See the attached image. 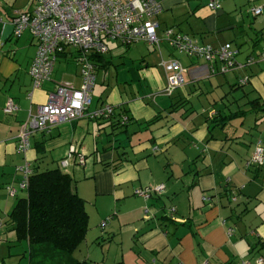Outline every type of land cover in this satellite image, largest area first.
<instances>
[{"label": "crops", "instance_id": "0c3cea01", "mask_svg": "<svg viewBox=\"0 0 264 264\" xmlns=\"http://www.w3.org/2000/svg\"><path fill=\"white\" fill-rule=\"evenodd\" d=\"M20 1L0 0V264H28L26 241L13 243L7 223L19 194L25 193L18 188L16 170L24 164L31 171L60 167L74 180L88 214L85 238L74 251L79 256L73 253L79 261L256 264L255 258H264V165L249 163L256 143L264 147V62L210 73L204 59L178 54L162 39L163 31L173 28L197 44L229 43L242 63L264 51V0H221L217 11L208 9L206 0H156L161 6L156 33L167 59L144 41L130 46L107 42V53L94 60L89 110L109 104L112 115L35 132L24 152L17 150L22 122L47 101L56 83L79 86L80 73L65 69L59 76L62 71L54 65L50 79L33 86L31 36L25 31L1 40L4 24L26 8ZM252 7L262 13L254 15ZM74 56L69 48L60 59L69 63ZM171 59L184 68V83L168 96L159 62ZM112 65L114 74L107 79L102 74L96 82L100 70ZM243 76L248 81L239 85ZM8 98L18 107L14 114L2 110ZM254 99L258 104L252 106ZM240 111L239 117L225 120ZM124 116L127 122L120 125ZM64 158L67 165L61 167ZM155 184H164L161 194H136Z\"/></svg>", "mask_w": 264, "mask_h": 264}, {"label": "built area", "instance_id": "2783aa9c", "mask_svg": "<svg viewBox=\"0 0 264 264\" xmlns=\"http://www.w3.org/2000/svg\"><path fill=\"white\" fill-rule=\"evenodd\" d=\"M206 7L217 11L221 0H206ZM161 6L156 0H29L26 8L17 12L9 21L13 26L12 37H19L27 32L35 44V54L28 66V75L34 87L50 79L56 61L66 55L67 49L75 50L72 58L79 67L80 84L74 86L69 81L56 83L54 90L47 96V101L38 106L35 114L29 113L20 125L17 134V150L24 152L29 146V139L35 132L48 131L52 127L82 117L89 119L106 118L112 115L113 107L105 104L89 110L91 93L95 84L96 64L90 56L104 55L108 51L107 42L117 41L123 46L144 41L160 50V38L156 33L157 15ZM254 15L262 13L260 7H252ZM162 39L176 53L196 56L204 59L210 73H228L237 68L255 62H264V51L256 56L249 55L242 63L237 62V50L229 43L219 46L197 44L189 36L175 32L173 28L163 31ZM165 73L163 92L171 95L184 83V68L176 60L160 62ZM248 81L247 76L238 79L239 85ZM18 107L12 98L3 106L5 114H14ZM127 118L121 117L125 124ZM79 157L77 162L83 163ZM249 163L264 165V147L257 142ZM65 167L67 158L60 160ZM21 178L18 188L25 190L31 170L28 164L17 166ZM164 184L149 185L136 190V194L148 198L151 194H161ZM13 187L8 192L14 194ZM174 207L169 209L173 212ZM146 211V210H145ZM105 222L101 223L103 227ZM256 264H264V258H255Z\"/></svg>", "mask_w": 264, "mask_h": 264}, {"label": "trees", "instance_id": "16d2710c", "mask_svg": "<svg viewBox=\"0 0 264 264\" xmlns=\"http://www.w3.org/2000/svg\"><path fill=\"white\" fill-rule=\"evenodd\" d=\"M98 57L101 55L90 56L92 61ZM249 103L254 106L258 99ZM260 111H264V104H260ZM242 113L234 112L225 120ZM119 124L124 125L120 121ZM24 191L7 223L14 231L16 242L26 241L28 264H89L73 256L88 230V214L71 175L60 167L34 168Z\"/></svg>", "mask_w": 264, "mask_h": 264}, {"label": "rangeland", "instance_id": "374dc122", "mask_svg": "<svg viewBox=\"0 0 264 264\" xmlns=\"http://www.w3.org/2000/svg\"><path fill=\"white\" fill-rule=\"evenodd\" d=\"M21 1H25V7L29 4V0H21ZM20 1V2H21ZM8 46H10V45H8ZM160 49H161V51H162V57H163V59L164 60H166L167 59V55H166V50H165V45H160ZM126 57H131V54L130 55H126ZM63 65H66L67 67L65 68ZM159 65H160V62H159ZM55 68L56 69H61V71L62 72H60L59 73V76H61L62 75V73H63V71L66 69L67 70V72H69V73H77L78 74V72H79V67L77 66V64L74 62V61H70L69 63H65V61H63V59H58L57 61H56V63H55ZM115 68L116 67H114L113 65L111 66V68H110V70H105V69H101L100 70V72H99V77H98V80L96 81V82H98L99 83V80H100V77L102 76V74H104V78L105 79H107L109 76H110V74H114V71H115ZM111 75V76H112ZM25 195V193H21V194H19V196H21V197H23ZM12 234H14L13 232L11 233V235ZM13 243H15L16 241H15V238H13ZM21 247L22 246H20L19 247V249H21ZM16 249L18 250V247H16ZM75 254V257H77V256H79V254L76 252V253H74ZM15 259V262L17 261V257L16 256H13ZM6 261H7V259H5ZM13 261L12 260H10V262H9V264H11ZM14 262V263H15ZM25 262L26 261H22L21 262V264H25ZM8 263V262H7Z\"/></svg>", "mask_w": 264, "mask_h": 264}, {"label": "water", "instance_id": "95a60500", "mask_svg": "<svg viewBox=\"0 0 264 264\" xmlns=\"http://www.w3.org/2000/svg\"><path fill=\"white\" fill-rule=\"evenodd\" d=\"M13 26L8 22L5 23L2 29L1 40H6L12 33Z\"/></svg>", "mask_w": 264, "mask_h": 264}]
</instances>
